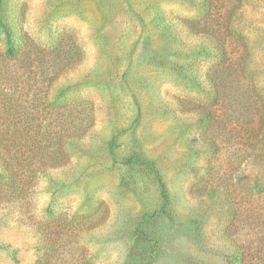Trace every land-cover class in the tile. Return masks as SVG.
<instances>
[{
    "label": "rangeland",
    "instance_id": "obj_1",
    "mask_svg": "<svg viewBox=\"0 0 264 264\" xmlns=\"http://www.w3.org/2000/svg\"><path fill=\"white\" fill-rule=\"evenodd\" d=\"M192 30L226 59L188 56ZM257 176L264 0H0V264H223L234 240L264 264ZM208 184L227 198L189 192Z\"/></svg>",
    "mask_w": 264,
    "mask_h": 264
},
{
    "label": "trees",
    "instance_id": "obj_2",
    "mask_svg": "<svg viewBox=\"0 0 264 264\" xmlns=\"http://www.w3.org/2000/svg\"><path fill=\"white\" fill-rule=\"evenodd\" d=\"M191 2H196V0H190ZM150 12L147 10V14H149ZM152 18L154 19V21L156 20L159 23V34L160 36H162L165 40V47H166V52L168 54H170L171 50L177 47V43L175 42L176 39H172L171 35H175L172 26L173 24H171L170 21H168V19L166 18V15H164L163 11L161 9H159V11L155 12L152 15ZM183 26H186L187 28H189L190 26H187V22L186 20H183L182 22ZM194 35L199 37L201 36L203 39H201V41H204V44H198L197 46H195V48H191L188 50L190 55H194L195 58L201 56L204 58H208V59H215V62H222L226 59V48L224 43H222V41H220V39L216 38L215 36L204 32V31H200V32H194L193 30L191 31ZM206 42V43H205ZM15 53V48L12 44H9L8 47L6 48V54L8 56H12ZM200 57V58H201ZM179 64V68L182 71V76L186 79V81L196 87H199L200 89H202L204 87V84L202 82V80L200 79V76L195 73L196 68L193 66L192 61H184V62H180L177 63ZM208 75H205V81L209 80V83L212 85V89L214 90L215 95H218V88H217V84L214 82L213 77H209L207 78ZM213 99H216L213 98ZM198 112L199 114L203 115V117L205 119H209L210 118V112L203 108V107H199L198 108ZM198 142L201 146L206 147L207 149L216 151L217 150V145L215 143L214 140H212L210 137L208 138L205 134H202L201 136H199L198 138ZM54 145V144H53ZM56 150V148H54ZM257 164L259 165L261 163V158H259L257 156ZM10 169V168H9ZM11 170V169H10ZM13 173V172H12ZM15 181V180H14ZM159 183H161L160 185H162V182L160 180V178L158 179ZM14 183V182H13ZM164 189V188H163ZM252 189L256 192H260L261 190L264 189V183L262 182V180L260 179V176H257V180L254 183V186L252 187ZM191 195H198L200 196H204V195H208L211 198H215L216 200L219 199V202H221L223 200V198H227V196L224 194L225 191L221 189L219 184H208V185H204V186H195L193 188H191L189 190ZM165 197V201L166 203L169 202V198L166 196ZM142 233V232H141ZM226 237L227 238H231L232 237V233L230 231H226ZM233 245H234V249L232 250V252L227 255V258L225 260V262L223 264H246L245 260H246V255H245V251H244V246L238 242H236L235 240L232 241ZM14 251L15 250H11L10 253L12 255L13 258H15L14 255ZM133 252H137L136 248L132 249Z\"/></svg>",
    "mask_w": 264,
    "mask_h": 264
}]
</instances>
